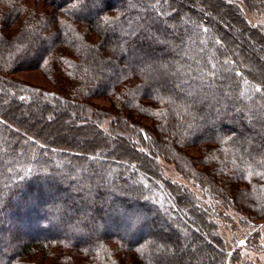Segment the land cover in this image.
Segmentation results:
<instances>
[{"label": "trees", "instance_id": "trees-1", "mask_svg": "<svg viewBox=\"0 0 264 264\" xmlns=\"http://www.w3.org/2000/svg\"><path fill=\"white\" fill-rule=\"evenodd\" d=\"M243 1L264 15V0ZM201 2L0 0V264H186L201 241L203 264H228L216 215L157 160L264 217V60L234 47L212 15L263 52L264 31L235 0ZM25 67L55 91L14 80ZM83 161L92 172L69 176ZM116 164V182L101 183Z\"/></svg>", "mask_w": 264, "mask_h": 264}, {"label": "rangeland", "instance_id": "rangeland-1", "mask_svg": "<svg viewBox=\"0 0 264 264\" xmlns=\"http://www.w3.org/2000/svg\"><path fill=\"white\" fill-rule=\"evenodd\" d=\"M235 1L239 3L247 21L252 25L260 26L264 31V15L249 12L245 7L243 0H235ZM184 3L186 4L187 7L191 6V7L202 8L203 6H206V4L204 2H201V0H184ZM153 8L155 7L153 6ZM179 16L188 17L189 16L188 10L183 9V11L181 12V14H179ZM212 17L218 23H220V25L223 26L224 30L230 33L231 38H233L234 40L233 42L234 47L238 48L239 45L243 46V48L247 49L251 54H253V56L262 58L264 60V52L261 46L251 40H248L247 42L246 41L247 36L245 33L241 32V29H239L238 27L234 26L231 22H229V20L225 16H221L217 13H214ZM182 19L183 18H181V22L185 23L184 20ZM170 23L173 22L169 21V24ZM172 31L176 32L175 26L174 29H172ZM121 61H124V59H121ZM27 65H35V64L31 63ZM106 72L108 73L109 70L107 69ZM12 77L14 80L18 82L24 83L26 85L42 88L46 92L55 91V88L52 86L50 81L36 68L33 69L30 67L29 69H26L25 67V70L15 72ZM95 101L100 106H104L106 104L108 105V101L103 97L96 98ZM207 109L208 107L205 108L204 110L205 113L203 112L201 114L203 119L208 120V117L210 118V116L207 113L208 111ZM257 111L259 112V110ZM27 113H29L28 109L25 108L21 109V114L27 115ZM259 113H260L259 116L264 118V114H262L261 112ZM234 114H236V111L234 112ZM28 120H30L31 122H34V120H36L39 125L43 123V121L37 118L36 116L35 117L30 116L28 117ZM77 122L78 121H74L72 118H70V121L67 124H63L60 127L59 131L61 133L69 135L70 133L73 132L72 126L75 125ZM20 124L21 122L15 125L18 128L23 129L21 126L22 124L21 125ZM248 124L251 125L250 123ZM105 125L107 126L108 123H105ZM235 128H237V130H240L237 126ZM257 131L260 133V130L257 129ZM263 133H264V129H263ZM87 136H88L87 133L75 134V141L72 143V145L74 147H82L84 139ZM245 145H247V142H245ZM149 147L150 146H147V149ZM94 151H96V148H93L92 152ZM191 153L195 156H198L197 150H192ZM52 159L54 160L53 163L59 166L62 157L54 156ZM105 159L107 160L109 158L106 156ZM157 160L160 164L161 172L166 180H169L174 184L188 188L190 191L194 193L196 198H198L201 203L206 205L207 209H209L214 215H216L215 221L219 226L220 234L222 238L225 240L230 254L228 264H264V217H261L260 219H254L249 213L236 210L234 206H232L231 204H227V203L224 204L223 201L219 197H216L212 192L208 193L204 191V189L201 186H199V184H197L196 182L184 178L182 174L175 169L174 165L167 163L165 160H163L162 157H160V159ZM119 168H120L119 165L116 164V165H111L110 168H108L107 170L101 171L99 176L100 178L99 181L104 184H109L110 182H116L117 171L119 170ZM88 172L91 173L92 171L89 165L86 163V161H83L78 165V167L75 166L73 168L69 176H71L72 178L79 179L82 174H86ZM127 173L128 172L126 171L125 174ZM128 183L132 184L133 183L132 179L129 180ZM183 214L184 213H182V215ZM183 216L185 217V215ZM66 231H67L66 228H61L59 233L64 234L66 233ZM181 233L183 235L184 231L183 232L181 231ZM202 234L204 240H206L205 234L204 233ZM201 242L197 243L196 245L188 246L189 252L184 251L185 254L183 256V261H185L186 264H188L189 261L190 264H203L201 262L200 254L198 252L200 244H203ZM174 251H176V248H174ZM40 261L41 260L37 261V263H40ZM52 263H53L52 259H48L45 262H43V264H52Z\"/></svg>", "mask_w": 264, "mask_h": 264}, {"label": "snow or ice", "instance_id": "snow-or-ice-1", "mask_svg": "<svg viewBox=\"0 0 264 264\" xmlns=\"http://www.w3.org/2000/svg\"><path fill=\"white\" fill-rule=\"evenodd\" d=\"M255 91H256V92H261L260 87L257 86V87L255 88Z\"/></svg>", "mask_w": 264, "mask_h": 264}]
</instances>
